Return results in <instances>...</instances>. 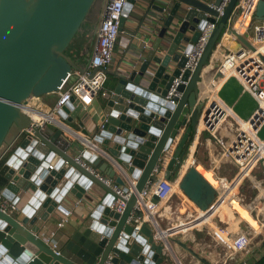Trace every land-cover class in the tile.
<instances>
[{
    "label": "water",
    "instance_id": "95a60500",
    "mask_svg": "<svg viewBox=\"0 0 264 264\" xmlns=\"http://www.w3.org/2000/svg\"><path fill=\"white\" fill-rule=\"evenodd\" d=\"M95 1L0 0V176L4 182L0 186V200L13 198L11 203L15 205L25 194L29 196L19 209L15 206L10 211L0 209V264H103L107 258L112 264H159L162 254L169 249L164 233L172 229L162 232L158 225L154 227L145 221L134 229L133 219L141 220L142 213L136 211L133 219L128 217L135 203V193L147 181L154 180L162 167L164 176H174L177 190L200 212H210L219 201L217 190L196 170L195 162L183 168L189 151L184 141L195 128L203 108V103H196L202 67L207 64L223 28L234 32L226 27V20L236 0L228 1L194 68L182 71L184 54L204 23L213 20L203 12L211 15L215 12L204 0H125L118 30L125 12L136 3H145L141 20L145 16L154 19L166 13L138 68L127 73L109 72L115 82L111 91L102 96L103 119L91 142L118 159L120 175L110 184L103 182L99 178L103 177L86 164V161L96 164V154L86 149L75 156L68 149L71 146L80 150L65 135L70 132V120L57 121L43 129L33 127L30 133L23 131L30 128V120L19 106L30 95L43 99L55 93L67 73L79 69L77 62L82 61L84 55L74 57L64 51ZM218 1L213 0L215 4ZM253 17L264 20V0H257ZM237 39L245 47L253 48L242 35H237ZM158 49L160 54L154 55ZM179 74L181 82L176 90L180 94L172 105L165 95L173 78ZM215 76L222 78L218 72ZM216 94L241 119H246L256 107L254 99L233 76L222 78ZM74 99L77 100L70 98L61 106L57 117H64ZM81 111L79 104L77 117L81 116ZM185 118L184 134L178 146L172 149L171 140L177 139L175 134ZM234 131L233 122L225 117L213 131L214 138L206 132L200 133L197 150L202 148L204 137L210 138L208 147H214L215 143L226 146ZM257 134L264 136V124ZM76 141L87 142L80 137H76ZM108 141L112 146L109 147ZM13 145L16 146L12 154L3 161L1 156ZM195 155L198 158V152ZM98 169L103 171L101 167ZM106 174L111 178L113 172ZM129 181L134 183L129 185ZM91 184L102 191L93 189L96 192L93 195L98 197L95 204H91L93 197L84 193ZM248 190L251 198L256 189L249 186ZM117 191L130 193L125 199ZM66 192L76 199H85L91 208L79 225L82 229L77 227L64 232L65 239L55 253L50 242L39 236V230L54 209L60 208L57 203ZM238 201L247 202L244 196ZM118 202L123 204L120 210L116 209ZM262 203L264 199L258 197L256 204L249 208L257 222L264 213L259 206ZM61 210L66 213L65 209ZM155 217L162 227L185 229L186 242L215 239L206 234L209 230L204 224L184 226L183 222L176 221L167 205H161ZM199 217L202 216L196 220ZM212 222L223 232L229 226L220 221L218 215H213ZM261 225L264 228V222ZM155 233L161 240L156 239ZM180 245L198 264H213L183 242ZM260 246L264 252V242Z\"/></svg>",
    "mask_w": 264,
    "mask_h": 264
},
{
    "label": "built area",
    "instance_id": "2783aa9c",
    "mask_svg": "<svg viewBox=\"0 0 264 264\" xmlns=\"http://www.w3.org/2000/svg\"><path fill=\"white\" fill-rule=\"evenodd\" d=\"M228 1L229 0H219L216 4L213 0L205 1L206 5L212 9L215 14L211 15L204 11L203 15L212 17L213 20H207L199 30L196 40L191 44L187 53L184 54L185 61L181 71L183 69L192 70L194 68L210 32L214 28L219 17L223 14ZM256 2L257 0L235 1L232 10L236 8L238 13L230 26L234 32H228V29L222 30L213 52L207 60V64L202 67L201 78L197 83L198 96L201 95V100H203V108L198 116L195 129L197 131L198 127H200V129H198V136L201 132H206L208 135L213 136V131L225 117L231 119L235 126V131L228 144L220 147L221 150L215 154H224L221 164L231 173L230 181L238 176L242 170L247 172L248 177L256 181L255 176L251 173L253 169L257 167L264 175V136L259 137L257 134L258 130L264 124V20H258L253 17ZM124 4L125 0H104L100 12L98 13L94 41L86 67L82 70L71 69L67 73L62 83L58 86L55 92L56 99L48 111L39 109L37 101L40 99L32 95L26 99L25 103L19 106L21 112L30 120V128L28 127L23 130L25 133H30V129L33 127L43 129L46 125L58 123L57 113L61 106L70 98H76L79 103L86 105L92 101V98L98 91H100L102 96L106 93L103 89V83L106 78V68L112 60L113 48L119 33L118 23ZM229 15L226 22L229 19ZM241 26L244 27L242 31H239L238 29H240ZM248 29H250L251 32L250 38L245 36ZM237 35H242L253 48L249 49L245 47L239 42ZM217 53L221 56L214 57ZM217 72L222 78L227 76L235 77L242 88L247 91L256 102V107L246 119L238 117L232 112L231 108L217 96L216 92L222 81V78L215 76ZM179 77L180 74L173 78L165 95L167 102L172 105L176 103V99L180 94L176 90V85L181 82ZM183 134V130H180L177 139L170 143L172 149L178 146V141H180ZM194 137L193 134V138ZM188 140L189 134L184 141L187 147L189 146L187 144ZM89 147L91 150L94 148L92 144H90ZM209 148L211 149L210 146ZM191 163H193V160ZM163 171L164 167L160 168V171L157 173L158 177L156 176L154 180L147 181L141 190L135 193V203L128 219H133L132 215L136 211H140L142 217L141 220L139 218L133 219L134 229H138L139 223L142 221L156 227L158 221L155 217V213L162 203L173 193L178 194L177 196L179 198L184 197V195L177 190L176 179L165 177ZM99 178L106 184H110L107 179ZM219 179L221 181L224 180V178ZM112 187H114V185H112ZM117 193L126 199L130 191L124 193L117 191ZM122 206L123 204L118 202L116 204V209L120 210ZM214 206L215 205H213V207ZM213 207H211V209ZM190 208L192 210L191 218L183 222V225L186 226H194L195 224L193 222L199 215L205 216L209 213L206 211L200 212L196 207L193 209L191 205ZM0 209L4 211L14 210V205L0 203ZM61 224L62 222H59L57 226H61ZM174 227L176 226L169 227V230L172 228V231H174ZM160 230L165 232L168 229ZM178 231L179 230H176V232ZM52 234L51 232V235ZM258 234V232L249 228V230L237 229L234 234L230 235L225 233L226 240L215 237L225 251V259H223L221 263L213 264H226L227 258L239 251L247 250V246L252 238L256 237ZM155 237L161 240V236L158 233H155ZM162 242L166 244L165 241ZM261 242H264V234ZM51 247L55 253H58L54 243H51ZM103 264L112 263L109 261V258H107ZM242 264L246 263L243 261ZM255 264H264V260L262 262L257 261Z\"/></svg>",
    "mask_w": 264,
    "mask_h": 264
},
{
    "label": "crops",
    "instance_id": "0c3cea01",
    "mask_svg": "<svg viewBox=\"0 0 264 264\" xmlns=\"http://www.w3.org/2000/svg\"><path fill=\"white\" fill-rule=\"evenodd\" d=\"M101 7L102 5L96 9V17L100 12ZM144 7H145V3L141 5L136 3L132 5V7L127 12H125L123 16L124 20L122 23V27L119 30L117 40L113 48L112 60L111 63L106 68V78L103 83V89L106 92L111 91L112 86L115 82V78L112 77L109 74V72L117 70V72L120 73H127L137 69L143 59V56L145 55L147 50L150 49L151 44H153V41L156 36L155 32L158 30L159 25L163 17L165 16L166 12H163L162 14H160V16L155 17L154 19L153 17L151 19V17L145 16L143 17L144 19L141 20L142 15L144 14L143 13L145 9ZM149 19L151 20L150 22L148 21ZM87 24H88L87 28L84 29V31L81 33L80 38L77 40V43L75 44L71 52V56L74 57L78 56L79 54L84 55L82 61L77 62L79 69L81 70L86 67V63L88 61V57L90 55L91 47L94 41V34L97 25V23L91 22L90 19L87 20ZM243 27L244 26H241V28L238 30L242 31ZM187 34H189V32H187ZM158 51H160V49L155 51L154 55L160 54V52ZM220 56L221 55L219 53L214 55V57H220ZM55 99H56L55 93H53L51 97L40 99L39 101H37L38 108L43 111H48L50 106L54 103ZM50 101L51 103H49ZM197 102L203 103V100H201V95H199L198 99H196V103ZM79 104L81 105L82 114L80 117H77L76 113L78 111ZM102 109H103L102 95L100 94V91H98V93L95 94V96L92 98V101L89 104L82 105L81 103L77 102V100L75 101L74 99V102L71 104V107L67 110V112H65L64 117L61 118L58 117L57 119L59 122L70 120V124H69L70 132L69 133L66 132L65 135L68 138V140L71 141V144L73 143L74 145L80 148V150H74L73 147L69 146L68 149H70V151L75 156H80L82 150H86V149L89 151L90 154H96V158L98 159L97 163L92 164L86 161V164L92 167L96 173H98L100 176L107 179L111 183L115 176L120 175L118 159L111 157L109 154L106 153L105 150H102L99 147H97V143L91 142L93 137L95 136L97 127L100 125L103 119ZM185 124H186V118L184 119L182 125L180 126L181 128L177 130L175 137L176 135H178L179 131L183 129ZM195 129L196 126L195 128L191 129L194 136L197 135V139H198L197 142H192L196 144L195 153L192 155V152L194 150V144L193 145L191 144L192 152L190 153L189 151L187 152V154L189 155L186 158L185 161L186 163L184 167H186L189 164H193L195 162L193 164L194 167L195 168L197 167V169L203 174V176L207 180H209V182L218 190L220 198L217 204L211 209L209 213H207L205 216L199 217L193 223L199 227L201 224L206 222V224L212 226L211 228L215 231L216 234L214 235V237L216 238L218 237L226 240L225 233L223 231H220L218 228H214V224L213 225L211 223L209 224L208 218L218 210L224 208L226 203L237 193L239 186L242 185L243 179L245 177H248L247 172L242 170L240 174L236 176L232 182H229L231 178L230 172L222 164H220V166H217V168L215 166V158L217 155L214 154L215 151L213 149V146H211V149L208 147V144L210 142L209 137H204V140L201 141L202 148L197 150V145L200 136V135L198 136V129H200V127H198L197 131ZM76 137L85 139V141L87 142H84L83 144H79L76 141ZM172 141L173 140H171V142ZM90 144H92V146L94 147L93 150L90 149L89 147ZM108 145L109 147L112 146V142L108 141ZM15 146L13 145L6 152L3 153V155L1 156V159L3 161L6 160L12 154V151ZM197 152L198 155L200 156V157L198 156V158L197 155H195ZM200 152L203 154L204 156L203 158H205L206 156L207 159L205 161H208V163H205L204 160H201L202 155L199 154ZM192 160L193 163H191ZM98 167L103 168V171L99 170ZM108 171L113 172L111 178H109V176L106 174ZM227 175L229 177H227ZM212 177L217 182L213 181ZM219 178H224L226 180L221 181ZM249 178L251 179L249 183L255 182L258 185H264V183L260 184L257 181H255V179L248 177V179ZM3 183L4 182H2V184ZM131 183L134 182L129 181V185H131ZM93 189L99 190V192L102 193V191L98 187H96L94 184H91L90 187L87 188L84 192L90 198L91 196L93 197L91 204H95L98 202V197L96 195H93L94 193H96L95 191H93ZM247 194L248 193L246 194L243 193L240 194L238 197L241 196L245 197ZM177 195L178 194L176 193L171 194L169 198L166 199L164 203H162V205H167V208H169L174 214L176 221L184 222L191 218L192 210L189 204L190 201H188L185 197L179 198ZM27 197L29 196L25 194V196H23L22 198L16 201L14 206L18 209L21 208L25 204ZM12 200L14 199L11 198L10 201L7 199H3L0 201V203L5 205L8 204L13 205V203H11ZM91 204L88 203L83 198L76 199L72 194L66 192L57 203V205L60 206V208L54 209V211L48 216V218L41 225V228L39 230V236L46 239V241L50 242V244L54 243L56 247L59 248L62 240L65 239V236L63 235L64 232L69 230L71 231L72 229H75L77 227L82 229V226L79 225H81V222L87 217L88 212L90 211L91 208ZM61 209H65L66 213H63ZM165 216L168 217V215ZM59 222H62L61 226H57V223ZM72 225L75 226L73 227ZM158 226L162 230L169 229V227H171V226L162 227L159 223ZM184 230L185 229L181 228L178 232L174 230L166 234V240L169 244V249L164 251V253L162 254V261L159 264H198L197 260L193 257V255L188 251H186L180 245V243L182 242L185 244L186 247H189L191 251L196 253L199 257H206V258L208 257L213 261V263H221L219 261L220 260L219 258L220 256L221 257L225 256V251L219 246V244L215 239L213 238L211 240L209 239L210 241L209 240L205 241L200 239L198 242L187 243L186 238L183 234ZM51 232L53 233L52 235ZM232 234H234V232ZM222 250L224 251V253ZM263 256H264V252H261V254H259L255 259V262L253 264H255ZM223 259H225V257Z\"/></svg>",
    "mask_w": 264,
    "mask_h": 264
},
{
    "label": "rangeland",
    "instance_id": "374dc122",
    "mask_svg": "<svg viewBox=\"0 0 264 264\" xmlns=\"http://www.w3.org/2000/svg\"><path fill=\"white\" fill-rule=\"evenodd\" d=\"M103 2H104V0H103ZM103 2H102V4H103ZM101 5L99 4V6H101ZM237 13H238V10H236V8L231 10L230 15H229V19L226 22V25H227L226 27L227 28L232 25V21H233V19L236 16ZM87 20H88V18H85L81 22V24L79 25V28L77 29V31H76L73 39L71 40L69 46L64 51L65 54H67L66 51L68 49L72 50L74 48L75 44L77 43V40L80 38L81 33L84 31V29L87 28V26H88ZM88 29H90V28H88ZM223 30H225V27L223 28ZM250 33H251L250 29H248V31L245 33V36L250 38ZM52 94L53 93L48 94L45 98L51 97ZM49 103H51V101ZM195 119H196V117H195ZM192 142L190 143L188 148L191 146ZM198 146L199 145H197V148H198ZM213 149L215 151L214 154H216L217 152H219L221 150L220 146L218 144H216V143H215ZM199 154L202 155L201 156V160H205L206 159V156H205V158H203L204 156H203V154L201 152ZM251 174H253L255 176L256 181H258V183H260V184L264 183V181H263L264 180V175L260 172L258 167L254 168ZM230 175H231V173H230ZM227 177H229V176L227 175ZM246 178H248V177H245L243 179L242 185L239 186L237 193L226 203L224 208H222L221 210H218L213 215H218L220 221H222L223 223H228L229 224L227 230L225 229L224 233H228L230 235L233 232H235L237 229L249 230V228H250V229L254 230L255 232H258L259 234L256 237L252 238V240L250 241L249 245L247 246V250L239 251V252L235 253L233 256L227 258L226 259V264H241V261L242 262L244 261L246 264H253L255 262V259L257 258V256L259 254H261V252H262L261 251L262 248L260 246V242H261L262 236L264 234V228L261 225V223L264 222L262 220V216L264 214L259 215L258 218L260 219V222H257V220H255L251 216V214L249 213V208L252 207L253 205H255L254 202H256V199L258 197H262L264 199V185H258L255 182L254 183H249L250 178L249 179H246ZM246 180H248V181H246ZM232 181H229V182H232ZM249 186L250 187H254V189H256V193L251 198H250V196L252 195V193L248 190ZM220 191H221V189H220ZM242 192L244 194L248 193L245 196V198L247 200L246 203L238 201V199H239L238 196L240 194H243ZM189 204L192 206V208L194 207L191 202H189ZM260 206L263 208L264 204L262 203ZM213 215H211L208 218L209 224L211 223L212 225H213V222H212ZM203 224L207 225L206 222H204ZM206 227L209 230L208 231L209 233H206V234H211L213 236L216 234L215 231L211 228L212 226L207 225ZM214 228H216V227L214 226ZM207 239H208V237H207ZM209 239L211 240V238H209ZM187 243H189V242H187ZM217 243H218V241H217ZM219 246L222 248V246L220 244H219ZM220 251H221V249H220ZM223 253H224V251H223ZM224 257L220 256V258H219L220 260L219 261L222 262ZM180 261H182V260H180Z\"/></svg>",
    "mask_w": 264,
    "mask_h": 264
},
{
    "label": "bare ground",
    "instance_id": "6f19581e",
    "mask_svg": "<svg viewBox=\"0 0 264 264\" xmlns=\"http://www.w3.org/2000/svg\"><path fill=\"white\" fill-rule=\"evenodd\" d=\"M198 141V139H197V135L195 136V138H194V141L193 142H197ZM194 143H192V145H193ZM192 145L190 146V148H189V153L190 152H192L191 151V147H192ZM195 145L196 144H194V150H193V152H192V155L195 153ZM189 155V154H188ZM223 157H224V154L223 153H220V154H218L217 155V157L215 158V166H216V168H217V166H220V164H221V162H222V160H223ZM186 163V162H185ZM185 163H184V165H185ZM184 165H183V167H184ZM196 169H197V167H196ZM198 170V169H197ZM199 171V170H198ZM199 173H201L200 171H199ZM201 175L203 176V174L201 173ZM212 176V175H211ZM204 177V176H203ZM205 178V177H204ZM206 179V178H205ZM212 179H213V181H215V182H217L213 177H212ZM207 180V179H206ZM225 180V179H224ZM208 182H209V180H207ZM228 181V180H227ZM210 183V182H209ZM211 184V183H210ZM212 185V184H211ZM213 186V185H212ZM214 187V186H213ZM215 188V187H214ZM216 189V188H215ZM217 190V189H216ZM217 192H218V190H217ZM218 195H219V192H218ZM254 204H256V202H254ZM261 205V204H260ZM259 205V206H260ZM263 209H264V206H263ZM264 214V213H263ZM262 220L264 221V215L262 216ZM263 223V222H262Z\"/></svg>",
    "mask_w": 264,
    "mask_h": 264
},
{
    "label": "flooded vegetation",
    "instance_id": "af4514ba",
    "mask_svg": "<svg viewBox=\"0 0 264 264\" xmlns=\"http://www.w3.org/2000/svg\"><path fill=\"white\" fill-rule=\"evenodd\" d=\"M102 2H103V0H96L95 3L93 4V6L88 11V13H87V15H86L85 18L90 19L91 22H93V23H97L98 16L96 17V9L99 7V4L100 5L102 4ZM66 52H67L68 55H71L72 50L71 49L70 50L68 49Z\"/></svg>",
    "mask_w": 264,
    "mask_h": 264
},
{
    "label": "trees",
    "instance_id": "16d2710c",
    "mask_svg": "<svg viewBox=\"0 0 264 264\" xmlns=\"http://www.w3.org/2000/svg\"><path fill=\"white\" fill-rule=\"evenodd\" d=\"M192 138H193V132L191 131L190 134H189V140L187 142L188 145H190V143L192 142ZM172 178L174 179V176H172ZM2 182H3V179L0 176V186H1ZM263 260H264V256L260 260H258V261L259 262H262Z\"/></svg>",
    "mask_w": 264,
    "mask_h": 264
},
{
    "label": "clouds",
    "instance_id": "9594fccd",
    "mask_svg": "<svg viewBox=\"0 0 264 264\" xmlns=\"http://www.w3.org/2000/svg\"><path fill=\"white\" fill-rule=\"evenodd\" d=\"M241 264H242V262H241Z\"/></svg>",
    "mask_w": 264,
    "mask_h": 264
}]
</instances>
